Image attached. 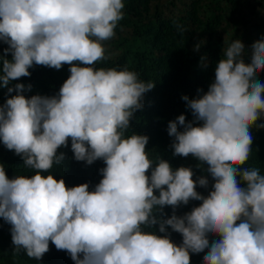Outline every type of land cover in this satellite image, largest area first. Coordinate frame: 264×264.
<instances>
[{"label": "clouds", "instance_id": "1", "mask_svg": "<svg viewBox=\"0 0 264 264\" xmlns=\"http://www.w3.org/2000/svg\"><path fill=\"white\" fill-rule=\"evenodd\" d=\"M123 8V0H0V42L8 45L0 56V88L16 92L0 106V142L36 171L9 179L0 165V218L11 225L15 251L41 260L51 242L74 264H190V253L205 252L202 264H264V175L244 167L250 128L264 119V83L257 78L264 70V40L251 45L250 63L243 59L244 44L231 41L208 90L182 97L194 120L180 115L168 123L173 155L191 154L208 165L213 184L204 197L195 189L207 187L206 178L194 181L190 168L173 170L159 158L153 168L149 138L125 136L154 82L127 68L93 67L104 59L102 42L115 35ZM9 53L11 60L4 58ZM34 64L70 65L57 96L26 99L21 93L31 85L9 87L29 77ZM69 138L76 161L105 164L94 191L40 174L65 159L57 150ZM190 200L201 203L177 216L175 209ZM153 225L163 235L145 231ZM168 228L182 236L179 246Z\"/></svg>", "mask_w": 264, "mask_h": 264}, {"label": "trees", "instance_id": "2", "mask_svg": "<svg viewBox=\"0 0 264 264\" xmlns=\"http://www.w3.org/2000/svg\"><path fill=\"white\" fill-rule=\"evenodd\" d=\"M123 18L118 21L115 35L103 41L104 59L95 62L94 68H127L138 73L139 79L154 82L152 90L144 94L142 109L134 113L125 136L132 134L147 136L146 152L153 160V168L157 158L167 161L173 170L188 167L193 171V180L200 177L208 180L207 187L197 184L196 191L207 197L212 190L213 180L207 172L208 165L198 161L191 154L188 157L173 155L171 145L174 137L168 135L167 127L170 121H175L180 115L186 117V122L193 121L191 110L182 99L197 97V90H208L215 78V66L222 58L227 45L239 39L245 46V63H250L251 45L264 40V0H123ZM200 47L196 50L195 46ZM7 44L0 42V56ZM6 59L11 60L9 53ZM77 63V62H74ZM85 67L86 65L77 64ZM70 65H62L56 70L46 66L33 65L28 71L29 77H21L11 81L9 87L15 84L31 85L30 91L21 93L25 98L33 95L53 97L70 76ZM2 74V62H0ZM260 82L264 83V70L258 74ZM201 93V94H202ZM16 95L13 91L7 93V88H0V106L6 100ZM200 122L194 124L199 126ZM264 124V119L256 125ZM253 125L251 154L244 167H255L264 175V127ZM178 130L182 128L178 127ZM63 153L65 159L54 164L43 176L52 175L56 180H63L67 188L88 184L89 191L103 178L101 169L105 167L103 160H96L91 165L84 161H76L71 151V140L67 146L57 150V155ZM0 165L4 166L9 179L17 176L31 178L36 171L25 167L20 156L6 149L0 142ZM151 170L146 175L150 176ZM241 187H245L241 182ZM158 196V191H154ZM201 201L190 200L187 205L175 209L177 216L190 213L200 205ZM163 212L167 216L173 214L170 206H165ZM158 225L145 231L157 235ZM11 225L0 218V264H74L66 251L57 250L49 242V251L41 260L27 257L23 250L17 253L11 241ZM170 240L176 245L182 243V236L167 229ZM218 239L209 236L212 241ZM205 253H190V264H202Z\"/></svg>", "mask_w": 264, "mask_h": 264}]
</instances>
